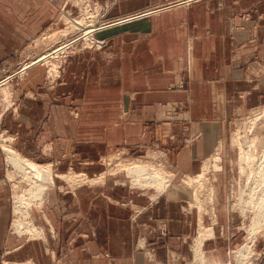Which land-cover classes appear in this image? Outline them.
<instances>
[{
    "label": "crops",
    "instance_id": "crops-1",
    "mask_svg": "<svg viewBox=\"0 0 264 264\" xmlns=\"http://www.w3.org/2000/svg\"><path fill=\"white\" fill-rule=\"evenodd\" d=\"M132 2L126 0L120 6L123 12L116 16L139 7ZM197 2L187 8L176 6L171 12H155L99 35L109 42L108 49L77 55L54 92L24 104L18 123L28 124L26 133L35 130L30 134L41 133L42 127L45 134L60 137L61 143L65 139L68 152L92 154L91 159H97L117 148L140 151L154 136L146 128L156 119V106L182 102L190 109L189 118L201 121L193 127L202 131L203 138L180 155L173 170L179 177L198 174L215 150L213 138L219 134L214 132L221 129L219 123L210 121L232 115L229 101L222 112L216 111L213 91L222 89L229 98L230 87L236 84L244 98L238 102L245 109L250 99L261 103L264 82H246L244 60L240 67H228L230 56L222 44L228 28L222 13L211 11L223 8H216L214 0ZM51 8L49 0H0V62L15 56L37 34L38 18L46 24L44 19L53 15ZM203 8L209 12L202 18ZM252 66L256 73L264 70L260 61ZM31 71L30 83L34 84L38 70ZM182 81L186 89L169 90ZM72 106L78 115L72 113ZM24 116L32 117L27 121ZM24 129L18 132L25 135ZM84 163L76 167L88 174L99 170ZM112 183L99 192L81 188L74 194H49L50 209L45 216L52 235L47 232L42 240L11 244L0 227V249L11 251L0 264H198L195 248L200 232L206 230L210 236L201 247L206 264H235L232 251L244 241V221H235L222 204L203 212L196 205L200 198L179 183L171 184L160 196L136 194ZM58 196L62 202L72 201L74 207L56 204ZM149 200L157 203L149 205ZM216 200L221 203L224 198L217 195ZM256 250L264 252V237Z\"/></svg>",
    "mask_w": 264,
    "mask_h": 264
},
{
    "label": "rangeland",
    "instance_id": "rangeland-1",
    "mask_svg": "<svg viewBox=\"0 0 264 264\" xmlns=\"http://www.w3.org/2000/svg\"><path fill=\"white\" fill-rule=\"evenodd\" d=\"M49 1L53 4L51 22L47 18L44 19L47 21L44 24V22L41 23L43 20L38 18L37 34L25 42L15 56H10L0 62L1 231L4 228L11 244L28 239L42 240L47 232L51 236L52 229L49 228L45 216L46 211L50 209L49 194H74L81 188H91V190L95 189L99 192L102 188L105 189L112 180L114 187L127 189L136 194L148 193L160 196L167 191L171 184L179 183L185 188L192 189L195 196L200 198L196 201V205L201 211L216 209L217 205L222 204V207L229 211L235 221L237 220L238 223L244 221L242 226L244 241L234 248L232 258L235 264L249 263L253 253L257 252L258 240L264 237V212L258 208L259 203L264 204V201H260V198L264 199V161H262L264 154V98H261L259 104H256L257 99H254L255 103H252L253 99H250L249 106L241 109L238 101L244 100V98L236 90V84L235 87H230L231 96L229 98L226 97L224 90L216 88L211 97L213 107L220 113L224 109L225 102L229 101L231 103L229 111L232 115L228 116L227 120L210 121L221 125V129L214 132L219 134L217 138H213L215 150L204 160L202 170L198 174L185 177H179L173 170V165L185 150H189L195 141L203 137L202 131L193 127L201 121L190 119L188 116L190 109L185 108L182 102L171 101L156 106V119L146 130L156 133L159 129V134L155 135L154 133L153 137H149V142L143 144L140 151L117 148L101 153L97 159H91L92 154L82 155L73 151L68 152L64 145L65 139L61 143L60 137L45 134L42 127H40L41 133L30 134L35 130L26 133L29 131L28 124L22 123L26 127L24 129L18 123V115L21 114L24 104L28 100L44 98L48 96L49 92H54L64 81L67 66L77 55L108 49L109 42L98 38L99 35L101 36L110 28L123 26L140 18H148L158 11L171 12L170 10H175L172 8L176 6L187 8L193 2L198 1L197 3H199L206 0H195L191 3L188 2L190 0H133V5L139 7L126 10L128 14L123 16H120V13L123 12V9L120 10V6L126 0ZM214 1L217 3L213 5L219 9L223 8V11L218 9H211V11L215 14L222 13L228 28L227 40L222 42V44H226L225 53L230 56L228 67H240L241 60H244L246 82L249 84L264 82V70L256 73L251 68L252 64L258 61L264 68V0ZM259 4L260 7H258ZM207 11L209 12V10L202 9V18ZM147 13L149 15H145ZM117 14L120 15L116 16ZM136 16L141 17L129 20ZM202 18L200 20L203 24L205 21ZM94 26L96 27L94 28ZM93 29H100L95 33V43L81 40L73 44L77 38L82 37L83 32H91L89 30ZM65 46H68V51L63 55H55L54 59L38 62L40 57H47L55 49ZM190 46L191 43L188 49L192 50L193 46ZM242 54H244L243 57ZM32 63L37 64L32 65ZM33 69L38 70V77L34 84H31L30 81L34 75L31 70ZM253 75L255 77H252ZM36 84H40L38 88H31ZM184 89H186V85L183 81L169 86V90L183 91ZM262 92L264 94V91ZM248 97L249 95L245 94L246 101ZM70 109L75 116L78 115L74 106ZM24 117L28 121L32 116ZM256 119L258 121L253 125ZM19 129H24L26 134H20ZM9 148L36 165L50 169L53 183L51 182V187L47 186L48 190L45 199L43 198V204L36 203L23 211H18V200L20 202L18 198L29 203L34 191L26 181L24 182L23 175L9 163L8 155L5 152ZM247 157H249V161L246 160ZM80 161H85V165L98 166L99 170L89 174L83 172L81 168L76 167V163H80ZM133 169H141L144 173L145 181L138 183L140 186L135 185L134 180L141 175H136L132 171ZM152 173L157 175V181L154 183L150 180ZM159 185L162 190L157 189ZM164 186L167 187L163 189ZM217 195L224 198V201L219 203L216 200ZM204 197L205 200L202 199ZM60 203L74 207L72 201L65 199L62 202L58 196L56 204ZM156 203L154 200H149V205ZM194 204L195 202L193 206ZM128 205H131V202ZM189 207L185 206L186 209ZM137 208L139 206H136ZM17 221L23 224L22 230L16 227ZM253 227L255 232L252 231ZM30 231L33 236H29L32 234ZM252 233H255V240L249 238ZM200 234L195 248V256L198 264H206L201 247L204 239L210 235L207 230L201 231ZM9 252H11L9 249H0L1 263L4 262V257ZM258 254L252 258L253 264L257 263Z\"/></svg>",
    "mask_w": 264,
    "mask_h": 264
},
{
    "label": "bare ground",
    "instance_id": "bare-ground-1",
    "mask_svg": "<svg viewBox=\"0 0 264 264\" xmlns=\"http://www.w3.org/2000/svg\"><path fill=\"white\" fill-rule=\"evenodd\" d=\"M145 15H149V13H147ZM145 15H142V16L145 17ZM140 17L141 16H138L134 19H138ZM54 56H55V54H52V55L50 54L47 57L42 56L39 58L38 62L40 60L41 61L42 60L47 61L49 59H54L53 58ZM35 64H37V63H32V65H35ZM257 121L258 120L256 119L253 122V125H255V123ZM241 150L243 151V149H241ZM5 152L8 155L9 163L14 167V169L18 170L20 172V174L23 175L24 182L26 181V183L29 184L31 186L32 190L34 191V194L32 195V199L30 198L29 203H26V201L22 198H18V199H20V202L18 200V204H19L18 211L19 210L23 211V209H27V207H29L33 204H36V203L43 204V198L45 199V195L47 193V190H48V188L52 182V175L50 173V169L48 167H47V169L42 168V167L36 165L35 163L23 158L16 151H14L12 148L6 149ZM246 160L249 161V157H247ZM262 161H264V154H263ZM132 171H134L136 173V175H138V174L141 175L140 177H138L134 180V183H136L135 185L140 186L138 183H142L145 181L144 173L141 171V169H133ZM150 180L152 183L156 182L157 181V175L155 173H152L150 175ZM47 186H48V188H47ZM166 187L167 186H164L163 189H165ZM157 189L162 190L161 185H159L157 187ZM261 195H262V193H261ZM260 201H264L263 197L260 198ZM258 208H259V210L260 209L263 210V211L260 210L261 212H264V204H262V202L259 203ZM256 220H258V219H256ZM16 227L20 230H22L24 228L23 224L20 221L16 222ZM252 231L255 232L254 227L252 228ZM30 232L32 233V231H30ZM29 236H33V233ZM250 236H251V237H249L250 239L254 238V240H255V233H252V235H250ZM254 240L251 242L253 243ZM244 258H246V255H244Z\"/></svg>",
    "mask_w": 264,
    "mask_h": 264
},
{
    "label": "built area",
    "instance_id": "built-area-1",
    "mask_svg": "<svg viewBox=\"0 0 264 264\" xmlns=\"http://www.w3.org/2000/svg\"><path fill=\"white\" fill-rule=\"evenodd\" d=\"M191 1H195V0H190V1H188L189 3H191ZM187 2V3H188ZM135 17V16H134ZM134 17H131V19H129V20H133L134 19ZM136 17H138V16H136ZM129 20H127V21H129ZM135 20V19H134ZM96 26H94V28H95ZM103 29H104V27H103ZM100 29H93V30H89V31H91V32H83V35H82V37H80V38H77L74 42H73V44H76L77 42H79V41H81V40H85V41H93L92 43H95V39H94V36H95V33L97 32V31H99ZM101 45V44H100ZM100 45H99V47H100ZM103 45V44H102ZM69 46V45H68ZM68 46H65V47H59V48H57V49H55L53 52H51V53H49V54H55L56 56L57 55H63L66 51H68ZM256 254H258L257 252L254 254L253 253V256H252V258L256 255ZM252 258L250 259V262L249 263H247V264H253L254 263V261L252 260ZM253 261V262H252ZM256 264H264V253H260V254H258L257 255V258H256Z\"/></svg>",
    "mask_w": 264,
    "mask_h": 264
}]
</instances>
